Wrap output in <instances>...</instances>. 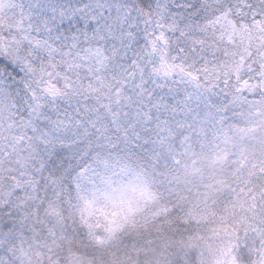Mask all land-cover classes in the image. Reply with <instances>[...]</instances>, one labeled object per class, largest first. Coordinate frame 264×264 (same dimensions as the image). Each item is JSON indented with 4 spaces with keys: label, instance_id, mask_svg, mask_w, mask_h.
<instances>
[{
    "label": "snow or ice",
    "instance_id": "6c2138e0",
    "mask_svg": "<svg viewBox=\"0 0 264 264\" xmlns=\"http://www.w3.org/2000/svg\"><path fill=\"white\" fill-rule=\"evenodd\" d=\"M0 264H264V0H0Z\"/></svg>",
    "mask_w": 264,
    "mask_h": 264
}]
</instances>
